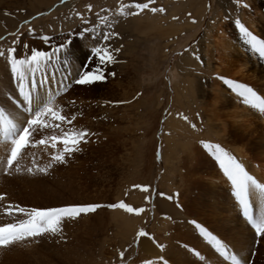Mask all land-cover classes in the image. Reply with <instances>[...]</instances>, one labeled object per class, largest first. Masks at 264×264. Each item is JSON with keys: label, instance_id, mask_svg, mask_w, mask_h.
I'll use <instances>...</instances> for the list:
<instances>
[{"label": "rangeland", "instance_id": "obj_1", "mask_svg": "<svg viewBox=\"0 0 264 264\" xmlns=\"http://www.w3.org/2000/svg\"><path fill=\"white\" fill-rule=\"evenodd\" d=\"M59 2L63 6H57ZM131 2L0 0V37H4L0 39V48L12 47L16 41L15 46L20 52L25 51L24 44L48 50L37 38L39 35L53 37L52 43L57 45L71 41L67 49L70 67L65 65L63 57L49 66L56 73L57 80L62 81L65 75L69 76L64 83L70 86L56 97L54 107H62L68 118L75 115L73 126L77 130L87 129L90 133L88 142L82 143L79 151L66 157V163L54 164L47 173L32 175L26 170L20 172L22 177L29 175L44 182L37 184L45 190L42 195L27 194V187V191H22L24 185L20 184L13 192V198L22 201L24 205L22 203L21 206L26 208L109 205L123 200L145 209L136 216L122 209L101 207L77 220L64 221L62 230L55 235L48 234L30 242L0 248V253L6 255L18 248L35 245L37 248L41 246L37 249L40 255L33 254L36 261L37 257L39 260L48 258L47 263H42L35 262L33 256L30 259L26 257L22 264H143L144 260H155L161 255L168 259L169 264H231L193 230L189 222L197 220L218 235L245 264H264V239L256 242L253 230L229 194V184L217 162L201 144V141L218 144L208 138L209 133L214 136V131L219 130L218 126L210 124L212 118L214 120L213 114L219 115L214 111V98H232L234 95L239 99L220 79L233 80L221 69L227 60L224 57L227 37L240 56L232 67L237 69L240 63H248L247 75L254 72L255 67L264 69V58L251 50L234 23L239 19L249 31L264 39V0H241V5L234 0H155L152 6L163 7L165 12L118 15V5ZM244 3L248 6L243 7ZM88 4L92 5L91 12L87 10ZM77 12L89 23L84 24ZM100 16H107L112 27L104 26ZM251 21L255 28L249 25ZM29 27L35 30V36L28 32ZM85 27L90 29L87 38L79 35ZM93 27L95 31H92ZM104 31L119 34L107 41V46L113 50L120 49L119 52L113 51L114 62L103 66L107 79L92 85L74 84L79 72L99 63L93 59L91 49L104 43L101 38ZM193 53L201 59L197 60ZM236 82L251 87L264 98L263 90L260 91L264 89V78H260L258 85ZM16 88L10 66L0 58V106L6 107L18 122L26 123L29 115L22 110H14L11 103ZM56 88L57 85H52V89ZM246 106L253 110L250 105ZM184 116L188 121L183 119ZM189 121L196 125L195 129ZM64 127L67 129L69 126ZM52 134H59V130L55 133L51 128L38 131L33 140ZM191 145L201 150L205 163L216 165L217 175L224 182L221 183L219 178L217 184L212 183L210 176H204L202 184L195 183L197 175L184 163V152ZM62 147L57 145V149ZM228 147L233 149L236 146ZM28 150L31 152L25 155ZM52 152L51 147H29L24 151L21 166L27 169L35 163L46 167ZM231 153L234 154L233 151ZM192 154V158L197 155ZM26 156L30 157L29 162L24 158ZM6 157L4 153L0 156L3 168ZM263 162L258 161L257 165H264ZM256 177L258 182L264 183V177ZM134 185H148L150 191L143 192ZM54 191L56 201L50 198ZM161 192L178 195L168 200L159 195ZM146 196L150 198L147 201ZM159 198L176 211H159L156 201ZM250 200L255 215L264 212V193L254 190L250 192ZM177 202L181 208H177ZM13 203H6L5 207ZM0 217L8 222L24 218L18 213L15 218L9 217L4 212ZM131 222H134L132 229L129 227ZM141 228L157 243L164 245V250L150 239L147 240L153 251L137 244L135 234ZM185 245L194 248L204 259L194 255ZM125 249V258L121 261L118 253Z\"/></svg>", "mask_w": 264, "mask_h": 264}, {"label": "snow or ice", "instance_id": "obj_2", "mask_svg": "<svg viewBox=\"0 0 264 264\" xmlns=\"http://www.w3.org/2000/svg\"><path fill=\"white\" fill-rule=\"evenodd\" d=\"M64 2L65 0H61V3ZM154 3L155 0H145V2L132 0V2L128 4L120 3L117 13L120 16H139L146 11L153 14L165 12L163 7L157 8L152 6ZM234 3L241 5V0H234ZM242 6L247 7L248 5L244 3ZM86 7L88 12L92 11L91 4L86 5ZM128 9H134V11H128ZM104 11L109 10L105 9ZM76 15L80 17L84 24L89 23L87 19H84L81 13L77 12ZM99 19L104 26L108 28L112 27L107 16H100ZM23 23L27 24L29 21H24ZM193 23H195V21H193ZM234 23L251 50L258 53L261 58H264V39L254 35L239 19L235 20ZM95 30V27H93L92 31ZM28 32L34 36L36 35L35 30L31 27L28 28ZM89 32L90 29L85 27L79 35L87 38ZM118 35L119 34L114 31H104L101 33V38L104 43L99 47H93L91 49L93 59L98 60L99 63L95 67L84 68L82 72H79L77 74L78 78L73 81L74 84L82 86L92 85L107 79V74L103 66L114 62L113 51H120L119 48L114 50L110 49L107 46V41ZM37 38L43 41L44 45L48 47V50L30 47L28 44H24L23 48L25 51L20 52L15 46L16 41H13L12 47H8L7 49L0 48V58H3L10 66L12 78L17 83V88L14 90V95L11 100L14 110H22L30 117L26 120V123L18 122L16 117H14L6 107L0 106V141L10 145L6 157V164L3 168L4 173L8 175H11L13 171L20 173L25 170L32 175L36 173H47L48 169L54 164L66 163V157H70L75 152L79 151L80 145L82 143H87L88 137L90 136L87 129L77 130L73 126V121L76 119L75 115L68 118L63 114L62 107H54L56 97L62 92L67 91L70 86L64 83V81L69 79V76L65 75L62 81L57 80L56 73L51 71L49 66L58 63L61 57H63L65 65L70 67L67 60V49L70 47L71 41H64L57 45L52 43L53 37L51 36L39 35ZM0 39H4V37H0ZM193 55L197 60L201 59L195 53H193ZM202 62L201 60V63ZM110 75L114 76L115 73H110ZM220 79H222L239 98H242L243 104L250 105L252 108L258 109L261 113H264V98H261L251 87L225 77H220ZM54 84L57 85L56 89H52V85ZM45 92H47V95H45ZM183 119L188 121L187 116H184ZM189 123L193 129L196 128L194 123L190 121ZM65 125L69 127L65 129ZM49 128L53 129L54 133L59 130V134H52L47 137H42L39 140H33L34 135L38 131L43 132ZM201 144L217 162L219 169L222 171L224 178L229 184V194L234 198V202L238 204L239 211L247 225L253 230L256 242L264 239V212L255 215L253 203L250 200V192L259 190L261 193H264V183L258 182L235 156L230 154L219 144L205 141H201ZM37 145L51 147L53 149L50 162L46 167H39L33 163L32 167L23 169L20 161L23 158L24 151L29 147H35ZM57 145H62L63 147L57 149ZM133 187L143 192L150 191V186L148 185H134ZM159 195L168 200H173L174 196L178 194L167 195L161 192ZM4 199L5 196L0 194V201ZM149 199V197H145L146 201ZM176 206L177 208L182 207L178 202ZM101 207L122 209L128 214L136 216H139L145 211L144 208L134 207L123 200L109 205L68 204L48 208H26L20 205L9 204L3 209V212L7 216L15 218L18 213L24 218L19 220L14 219V222L0 224V248H8L12 245L30 242L45 234L55 235L62 230L64 221L77 220L81 216L95 213ZM166 218L170 219V217ZM189 223L193 227V230L211 245L224 261H230L231 264H245L237 254L229 250V246L219 238L218 235L210 231L205 225L197 220H191ZM142 238L152 240L158 248L162 251L164 250L165 246L157 243L155 238L143 228L135 234L136 243L139 244ZM185 247L201 260L204 259L194 248H189L187 245H185ZM126 251L127 249L118 253L121 261L124 260ZM143 264H169V261L165 256L161 255L155 260L146 259L143 261Z\"/></svg>", "mask_w": 264, "mask_h": 264}, {"label": "bare ground", "instance_id": "obj_3", "mask_svg": "<svg viewBox=\"0 0 264 264\" xmlns=\"http://www.w3.org/2000/svg\"><path fill=\"white\" fill-rule=\"evenodd\" d=\"M57 6H63V5H60L59 2ZM249 25L252 28L256 27V25H254L252 21L249 23ZM261 36L263 35L261 34ZM226 42H227V47H225L226 50L224 52L225 53L224 57L227 60L223 63V66L221 68L223 70V74H225L227 77L231 76L233 78V81H240V82L246 81L245 83L258 85L257 82L260 81V78H264V69H261L260 67L259 68L255 67L254 72H252L250 75H247L245 72L246 70H248V63L244 65L240 63V67L237 69L236 67H232V63L234 61L236 63L238 60H240V56H238L239 51L236 48H234L232 44V40L229 37H227ZM238 66L239 65H237V67ZM252 66L253 65H251V67ZM260 91L264 92V89H260ZM213 105H214V111H217L219 115H216V113H214L213 115H215L214 116L215 121L212 118L210 124L214 126H218L219 130L217 132V130L215 129L216 130V132L214 131L215 137L212 135L213 133H209L208 138H211L216 142H218V144L222 146L225 150H227L230 154H232L231 151H233L234 154L232 155L235 156L237 160L245 166L246 170H248L250 174L252 173L251 175L255 177L258 176L259 178L260 176L264 177V165L261 166L257 165L258 161H262V160L264 161V113H261L258 109L255 108H253V110L250 109L249 107H247L245 104L242 103L241 98L238 99L234 95L232 96V98H228L226 96L215 97L213 101ZM230 145L236 147L230 149L228 147ZM9 149H10V145H8L6 142L0 141V156L3 153L6 156ZM28 152L31 151L30 150L26 151L25 155ZM184 153H186L184 163L186 162L187 168H190L194 172L193 174L197 175L195 179L196 180L195 183L200 182V184H202L201 178H203L204 176H208V177L210 176L209 178L212 183L215 182L216 184L218 183V179L220 178L217 175L218 168L216 167V165H214L213 162H210L209 164L204 162L205 159L201 156L202 152L198 147L196 148L195 145L193 146L191 145V147L190 148L188 147V149ZM192 153H196L197 154L195 155L196 157L192 158V156H190L193 155ZM24 158H26V161L29 162L28 160H30L29 159L30 157L26 156ZM2 168L3 165L2 163H0V194H3L5 196V199L0 201V215L3 212L6 203L14 202L13 203L14 205H20V206L22 205L23 203L22 201L13 198L14 196L13 192L17 189L16 186L23 184L24 190L22 191H27L25 189V187H27L29 191L27 192V194L30 193L32 195L39 196L44 193L45 191V190L43 191L44 188L42 186L37 185L40 182L44 183L43 181L34 180V178H32L29 175H25L22 177L20 173L17 175H12V174L8 175L3 172ZM9 177L11 178L13 177V179ZM220 182L221 183L224 182L223 179L220 178ZM22 191H20V193ZM56 197L57 194L54 191L50 195V198L52 200H55ZM255 198H259V197H255ZM258 200L259 199H256L255 201ZM156 201L159 211H164V210L166 212L176 211L170 204L166 203L161 198L157 199ZM262 206L264 207V203L262 204ZM3 223H9V222L0 217V224ZM133 223L134 222H131L130 226L128 225L129 227H131V229L134 227ZM47 235L48 234H45L44 236ZM41 237H39V239ZM140 244L146 250L152 248L147 238H142ZM40 247L37 248L35 245H30L26 249L18 248L17 250L12 251L11 253H8L6 255L0 253V264H22L24 263V261H26L25 259L26 257L30 259L31 256H33V254L38 253L37 249H39ZM33 257L35 259V262L40 261L42 263H47L48 261V258L43 256H42L43 258H40V260L39 257H37V261L35 255Z\"/></svg>", "mask_w": 264, "mask_h": 264}]
</instances>
